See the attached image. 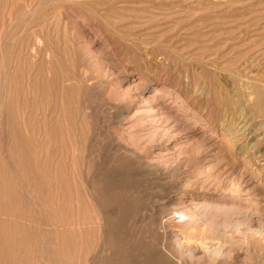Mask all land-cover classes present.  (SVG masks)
Here are the masks:
<instances>
[{"label":"rangeland","instance_id":"374dc122","mask_svg":"<svg viewBox=\"0 0 264 264\" xmlns=\"http://www.w3.org/2000/svg\"><path fill=\"white\" fill-rule=\"evenodd\" d=\"M0 94V264H264V0H0Z\"/></svg>","mask_w":264,"mask_h":264},{"label":"bare ground","instance_id":"6f19581e","mask_svg":"<svg viewBox=\"0 0 264 264\" xmlns=\"http://www.w3.org/2000/svg\"><path fill=\"white\" fill-rule=\"evenodd\" d=\"M6 73H7V72H6ZM8 76H9V75H8ZM200 76H201V75H200ZM3 77H4V76H3ZM4 78H5V77H4ZM6 78H7V76H6ZM6 78H5V80H6ZM234 81H235V80H234ZM144 85H145V84H144ZM163 85H164V84H163ZM200 86H201V85H200ZM5 87H6V85H5ZM148 87H149V85H148ZM148 87H147V88H148ZM165 87H166V86H165ZM202 87H204V86H202ZM220 87H221V86H220ZM166 88H167V87H166ZM240 88H241V87H240ZM154 89H155V88L152 87V86L149 87V91H154ZM128 90H129V89H128ZM134 90H135V89H134ZM160 90H161V89H160ZM226 90H227V89H226ZM226 90H225V91H226ZM4 91H5V89H4ZM7 91H8V90H7ZM207 91H208V90H207ZM213 91H214V90H213ZM236 91H237V90H236ZM5 92H6V91H5ZM155 92H156V91H154L153 94L156 95L158 91H157L156 93H155ZM219 92H220V91H219ZM242 92H243V91H242ZM162 93H163V92H162ZM162 93H160V94H162ZM172 93H173V92H172ZM4 94H6V93H4ZM153 94H152V95H153ZM205 94H206V93H205ZM223 94H225V93H222V95H223ZM0 95H1V94H0ZM6 95H7V94H6ZM152 95H150V96H152ZM164 95H165V94H164ZM164 95H161V96H164ZM222 95H221V96H222ZM235 95H236V94H235ZM7 96H8V95H7ZM147 96H148V95H147ZM150 96H149V97H150ZM161 96H159L158 98H160V100L163 101V100L161 99V98H162ZM1 97H2V96H1ZM139 97H140V96H139ZM219 97H220V96H219ZM3 98H4V99L6 98L5 95H4ZM146 99H147V98H146ZM165 99H166V96H165ZM167 99H168V97H167ZM220 99H221V98H220ZM0 100H1V98H0ZM153 100H154V98H153ZM223 100H225V99H223ZM232 100H233V99H232ZM145 101H146V100H145ZM219 101H221V100H219ZM242 101L245 102L246 100L244 101V98H243ZM1 102L3 103L4 101H0V105H2ZM6 102H7V99H6ZM163 102H164V101H163ZM174 102H175V101H174ZM150 103H151V102H150ZM3 104H4V103H3ZM6 104H7V103H6ZM166 104H167V103H166ZM166 104H165V105H166ZM226 104H227V103H226ZM226 104H225V105H226ZM162 105H163V104H162ZM234 106H235V104H234ZM161 107H163V106H161ZM256 107H257V106H256ZM1 109H2V107L0 108V110H1ZM227 109H228V108H227ZM232 109H233V108H232ZM240 110H241V109H240ZM154 111H155V110H154ZM146 112H147V111H146ZM151 112H153V111H151ZM162 112H164V110H163ZM162 112H161V114H162ZM167 112H168V111H167ZM171 112H172V111H171ZM171 112H170V113H171ZM147 113H150V112H147ZM153 113H154V112H153ZM155 113H156V112H155ZM175 113H176V112H175ZM175 113H174V114H175ZM232 113H233V112H232ZM252 113H253V112H252ZM242 114H243V113H242ZM242 114H241V115H242ZM243 115H244V114H243ZM0 117H1V116H0ZM246 117H247V116H246ZM173 118H174V117H173ZM173 118H172V119H173ZM155 119H156V118H154V120H155ZM157 119H158V117H157ZM160 119H161V118H160ZM169 119H171V116H170ZM184 119H185V118H184ZM240 119H241V118H240ZM179 120H180V119H179ZM226 120H227V119H226ZM166 121H167V119H166ZM3 122H4V121H3ZM238 122H239V121H238ZM222 123H225V122L222 121ZM233 123H234V122H233ZM172 125L174 126V124H172ZM175 125H176V124H175ZM193 125H194V124H193ZM229 125H231V124H229ZM229 125H228V126H229ZM0 127H1V126H0ZM174 127H175V126H174ZM1 128H2V127H1ZM234 129H235V128H234ZM1 130H2V129H1ZM229 130H230V129H229ZM155 131H156V130H155ZM0 134H1V133H0ZM0 136H1V135H0ZM7 143H8V142H7ZM231 143H232V142H231ZM1 145H2V144H1ZM250 155H251V154H250ZM8 157H9V156H8ZM73 158H74V157H73ZM12 165H13V163H12ZM31 166H32V165H31ZM5 168H7V167H5ZM18 168H19V167H18ZM6 170H7V169H6ZM26 170H27V169H26ZM22 171H23V170H22ZM28 172H29V171H27V173H28ZM9 173H10V172H9ZM18 174H19V172H18ZM18 174H17V175H18ZM28 174H29V173H28ZM3 176H4V175H3ZM18 176H19V175H18ZM16 177H17V176H16ZM19 177H20V176H19ZM19 179H20V178H19ZM21 185H22V184H21ZM92 187H93V186H92ZM89 192H90V191H89ZM89 194H90V196H91V193H89ZM94 194H95V193H94ZM92 195H93V194H92ZM86 196H87V195H86ZM92 197H93V196H92ZM92 199H93V198H92ZM92 201H93V200H92ZM94 201H95V200H94ZM93 203H94V202H93ZM88 204H89V203H88ZM95 204H96V203H95ZM95 204H94V205H95ZM96 205H97V204H96ZM34 206H35V204H34ZM97 206H98V205H97ZM97 208H98V207H97ZM98 209H99V208H98ZM103 211H104V210H103ZM180 211H181V210H180ZM99 213H101V212H99ZM172 214H173V213H172ZM96 216H97V215H96ZM102 219H103V218H102ZM180 220H181V219H180ZM77 221H78V220H77ZM102 221H103V220H102ZM102 221H101V222H102ZM102 223H103V222H102ZM80 224H81V223H80ZM77 225H78V224H77ZM91 225H93V224H91ZM79 226H80V225H79ZM82 226H83V225H82ZM87 226H88V225H87ZM76 227H77V226H76ZM88 227H89V226H88ZM91 227H92V226H91ZM101 227H102V226H101ZM78 228H79V227H77V229H78ZM102 228H103V227H102ZM100 229H101V228H100ZM78 231H79V229H78ZM98 231H99V230H98ZM101 232L104 233L103 231H101ZM79 233H80V231H79ZM86 233H87V232H86ZM80 235H81V234H80ZM86 235H87V234H86ZM101 235H102V234H101ZM81 236H82V235H81ZM102 236H103V235H102ZM56 237H57V235H56ZM209 237H210V236H209ZM103 239H104V237H103ZM103 239H102V241H103ZM210 239H212V238H210ZM216 239H217V238H216ZM56 240H57V239H56ZM56 240H55V241H56ZM208 240H209V239H208ZM42 241H43V240H42ZM99 241L101 242L100 239H99ZM105 241H107V240H105ZM173 241H175V240H173ZM201 241H202V240H201ZM81 242H82V241H81ZM207 242H208V241H207ZM102 243L104 244V242H102ZM178 243H179V241H178ZM178 243H177V241H176L175 244H178ZM215 243H216V242H215ZM220 243H221V242H220ZM44 244H45V243H44ZM105 244H106V242H105ZM105 244H104V245H105ZM202 244H203V243H202ZM80 245H81V244H80ZM181 245H182V244H181ZM223 245H225V244H223ZM95 246H96V245H95ZM179 246H180V243H179ZM179 246H178V247H179ZM198 246H199V245H198ZM221 246H222V245H221ZM54 247H55V246H54ZM103 247H104V246H103ZM105 247H106V245H105ZM213 247H214V246H213ZM84 248H85V247H84ZM181 248H182V246H181ZM215 248H216V247H215ZM218 248H220V247L218 246ZM222 248H223V247H222ZM103 249H104V248H103ZM191 249H192V248H191ZM200 249H201V248H200ZM203 249H204V248H203ZM105 250H106V249H105ZM214 250H215V249H214ZM102 251H103V250H101V252H102ZM219 251H220V250H219ZM219 251H218V252H219ZM230 251H231V250H230ZM104 252H105V251H104ZM209 252H210V251H209ZM219 253H220V252H219ZM190 254H191V253H190ZM108 256H109V255H108ZM217 256H218V255H217ZM97 257H98V256H97ZM99 257H100V256H99ZM109 257H111V256H109ZM46 258H47V257H46ZM81 261H82V260H81ZM48 262H49V260H48ZM5 263H6V262H5ZM93 263H94V262H93ZM95 263H96V262H95ZM17 264H18V263H17ZM108 264H109V263H108Z\"/></svg>","mask_w":264,"mask_h":264}]
</instances>
